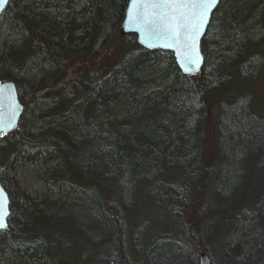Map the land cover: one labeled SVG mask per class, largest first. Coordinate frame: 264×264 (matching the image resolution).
<instances>
[{"label":"trees","instance_id":"1","mask_svg":"<svg viewBox=\"0 0 264 264\" xmlns=\"http://www.w3.org/2000/svg\"><path fill=\"white\" fill-rule=\"evenodd\" d=\"M128 2L11 0L0 15L20 34L1 77L26 102L0 137V264H200L202 248L264 264V0H220L191 74L120 36Z\"/></svg>","mask_w":264,"mask_h":264},{"label":"snow or ice","instance_id":"2","mask_svg":"<svg viewBox=\"0 0 264 264\" xmlns=\"http://www.w3.org/2000/svg\"><path fill=\"white\" fill-rule=\"evenodd\" d=\"M7 2L8 0H0V6ZM132 3L138 11L135 15H130L131 22L140 24L149 36L166 39L178 47L191 49L195 46L196 37L204 27L210 10L219 0H132ZM186 58L189 64L198 59L190 55ZM3 107V95L0 92V110ZM2 122L0 114V124ZM6 200L3 189H0V228L6 227Z\"/></svg>","mask_w":264,"mask_h":264},{"label":"water","instance_id":"3","mask_svg":"<svg viewBox=\"0 0 264 264\" xmlns=\"http://www.w3.org/2000/svg\"><path fill=\"white\" fill-rule=\"evenodd\" d=\"M11 0H8L7 3L0 6V15L4 12L6 7L9 5ZM220 3V0H219ZM219 3L217 5H219ZM216 5V6H217ZM128 8L125 14V18L120 26V34H137V39L142 45L147 46L150 49H154L156 47H161L164 49H170L174 51L176 60L179 63V66L182 68L183 72L191 74L194 72H200L203 65L205 64V51L202 48V42L204 39V35L207 32L210 21L212 19V13L215 9L212 8L209 12V15L205 21L204 27L201 28L200 34L196 37L195 46L191 49H184L181 47L172 44L171 41L166 39L157 38L154 36H149L144 30H142L141 25L138 23H133L130 21V15H135L138 11L137 8L133 7L132 0L128 2ZM151 45V47H149ZM192 56L196 59V62L193 64H189L187 56ZM188 69V70H186ZM0 92H2L4 107L0 110V114H2V124H0V137H4L11 133V131L16 130L19 127V123L22 119L23 112L26 106V102L20 97V92L18 91L17 82L12 79H3L0 73ZM0 189H3L4 195L7 197L5 202V215L4 222L6 227L0 228V231H3L5 228L9 226V215L11 212L10 205V194L8 193L7 187L4 183H2L0 179ZM200 264H213L212 258L210 254L206 250L200 251Z\"/></svg>","mask_w":264,"mask_h":264},{"label":"rangeland","instance_id":"4","mask_svg":"<svg viewBox=\"0 0 264 264\" xmlns=\"http://www.w3.org/2000/svg\"><path fill=\"white\" fill-rule=\"evenodd\" d=\"M19 38V35L17 34H11L9 31L8 23H1L0 24V53L3 51L4 47L7 44H11L14 42H17ZM203 46V45H202ZM257 90L258 92H262L261 97L264 99V76L260 77L259 81H257ZM246 99V98H245ZM250 100H246L249 102ZM207 103L210 102V99L206 100ZM217 100L211 101L209 103L210 109L213 112L216 110L215 103ZM264 103V102H263ZM214 115V114H213ZM215 120V118H212ZM14 174L16 175L18 182L21 186V188L35 196H41L43 195L46 190V185L43 181L39 180L37 178V170L33 169V167L29 163H19L18 166L13 169Z\"/></svg>","mask_w":264,"mask_h":264},{"label":"bare ground","instance_id":"5","mask_svg":"<svg viewBox=\"0 0 264 264\" xmlns=\"http://www.w3.org/2000/svg\"><path fill=\"white\" fill-rule=\"evenodd\" d=\"M219 4H220V3H219ZM127 5H128V4H127ZM217 7H218V5L215 7V9H216ZM215 9H214V10H215ZM214 10H213V11H214ZM124 17H125V16H124ZM123 20H124V19H123ZM122 22H123V21H122ZM122 22H121V23H122ZM120 26H121V25H120ZM208 28H209V27H208ZM119 29H120V27H119ZM120 30H121V29H120ZM120 30H119V33H120ZM207 30H208V29H207ZM9 31H10V30H9ZM10 33H11V34H17V35H19V37H20V34L17 33V32L10 31ZM133 34H135V33H133ZM121 35H122V34H120V36H121ZM126 35H132V34H126ZM136 35H137V34H136ZM122 36H124V35H122ZM137 40H138V39H137ZM143 46H144V45H143ZM146 47H147V46H146ZM156 48H161V47H156ZM156 48H154V49H156ZM161 49H164V48H161ZM166 50H167V49H166ZM169 50H170V49H169ZM172 51H173V50H172ZM173 52H174V51H173ZM174 55H175V54H174ZM175 58H176V57H175ZM176 61H177V60H176ZM178 64H179V63H178ZM203 66H204V65H203ZM181 69H182V68H181ZM202 69H203V67H202ZM202 69H201V70H202ZM201 70H200V72H201ZM182 71H183V70H182ZM194 73H199V72H194ZM187 74H188V73H187ZM11 173H12V175L14 174L13 170H12ZM14 175H15V174H14ZM15 178L17 179L16 175H15ZM17 181H18V179H17ZM22 190H23V189H22ZM25 191H26V190H25ZM45 191H46V190H45ZM45 191H44V192H45ZM41 196H42V195H41ZM8 227H9V226H8ZM201 250H206V249H205V248L200 249V250H199V253H200ZM206 251H207V250H206ZM207 252H208V251H207ZM208 254H209V253H208ZM210 256H211V255H210ZM211 258H212V256H211ZM2 262H3V261H2ZM212 263L214 264L213 259H212Z\"/></svg>","mask_w":264,"mask_h":264}]
</instances>
